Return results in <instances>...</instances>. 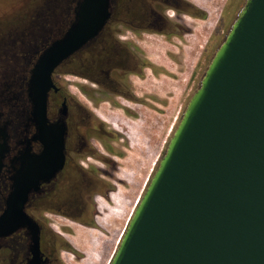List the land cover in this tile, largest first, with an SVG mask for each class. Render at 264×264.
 I'll list each match as a JSON object with an SVG mask.
<instances>
[{
    "label": "water",
    "instance_id": "95a60500",
    "mask_svg": "<svg viewBox=\"0 0 264 264\" xmlns=\"http://www.w3.org/2000/svg\"><path fill=\"white\" fill-rule=\"evenodd\" d=\"M111 0H77L68 28L39 54L25 93L34 127L0 213V239L23 230L42 264L30 196L63 168L66 126L48 119L53 75L96 38ZM0 124V170L10 139ZM109 264H264V0H246L190 97Z\"/></svg>",
    "mask_w": 264,
    "mask_h": 264
},
{
    "label": "flooded vegetation",
    "instance_id": "af4514ba",
    "mask_svg": "<svg viewBox=\"0 0 264 264\" xmlns=\"http://www.w3.org/2000/svg\"><path fill=\"white\" fill-rule=\"evenodd\" d=\"M76 1L65 0V15L55 16L51 12L56 7V0H49L44 9L34 15L36 19L28 21V26L37 25V30L53 36L39 43L34 39L33 44L20 39L24 32L21 28L13 29L16 30H12L14 33L7 26L0 29V124L10 123L8 152L0 170V213L10 191V178L17 167L12 163L14 158L26 149L30 154L42 151L38 142L30 141L27 146V141L35 132L29 121L30 104L25 93L29 71L42 50L68 28ZM201 1L111 0L110 17L98 36L55 71L53 80L57 90H51L48 96L47 114L50 122H56L60 109L65 107L64 165L49 184H42L40 191L30 196L26 206L27 214L39 226L42 264H64L63 250L73 253L74 260L80 258L78 249L68 247L61 237L62 233L54 230L51 221H54V216H59L82 227H95L96 198L98 195L109 198L115 182L120 180V159L126 158V150L115 142L117 135L99 123L85 105L67 93V86L60 85L57 79L58 71L71 69L67 75L96 85L100 96L98 100L113 97L117 101L109 100L115 105L119 102L118 98L130 102L133 107L119 102L123 106V113L142 115V109L158 112L154 103L157 97L152 93L139 94L132 85L131 76L143 77L147 69L156 70L155 66H158L148 58L140 41L144 42L147 35H162L166 41L173 37L186 41L188 35H193L195 21L208 18V11L202 9ZM215 1L219 14L209 35L210 41H206L204 46H197L202 53L211 51L214 41L230 28L246 0ZM46 23L50 26H46ZM56 30L57 34L54 35ZM190 48L192 51L196 49L195 45ZM61 227L68 233L73 231H68L66 224H61ZM31 258L25 231L20 230L0 239V264H28Z\"/></svg>",
    "mask_w": 264,
    "mask_h": 264
},
{
    "label": "rangeland",
    "instance_id": "374dc122",
    "mask_svg": "<svg viewBox=\"0 0 264 264\" xmlns=\"http://www.w3.org/2000/svg\"><path fill=\"white\" fill-rule=\"evenodd\" d=\"M47 1L49 0H0V29L4 26L9 31L23 29V37L19 38L30 44H33V39L39 43L48 36L53 37L50 33L37 30V25L28 26V21L36 19L34 15L44 9ZM64 1L56 0V7L51 13L55 16L65 15ZM215 2L201 1L202 9L208 11V18L195 21L193 35H188L186 41L175 37L166 41L162 35H147L144 42L140 41L148 58L158 66H155L156 70L147 69L143 77L131 76L132 85L139 94L146 92L157 97L158 100L154 103L157 104L158 112L142 109V115L123 113V106L119 102L133 107L130 102L118 98L119 102L115 105L112 101L117 99L113 97H109L112 101L109 98L98 100L100 96L96 85L67 75L71 69L63 68L58 71L60 85L67 86V93L85 105L99 123L116 134L118 140L115 142L126 150V158H121L119 162L120 180L115 182L109 198L102 195L96 198L95 227H82L59 216L53 217L54 221L51 223L54 224V230L62 233L61 237L68 247L77 248L80 255L79 259L74 260L73 253L63 250L61 255L64 264L110 263L190 97L198 88L211 58L229 30L220 39H215L217 41L212 44L211 51L202 53V49L197 48L210 41L209 35L219 14V6ZM45 12L49 13L48 10ZM45 25L50 26L49 23ZM53 34L56 35L57 30ZM16 43L19 44V41ZM192 45H195V51L190 48ZM61 224H66L68 231H73L68 233L61 230Z\"/></svg>",
    "mask_w": 264,
    "mask_h": 264
}]
</instances>
